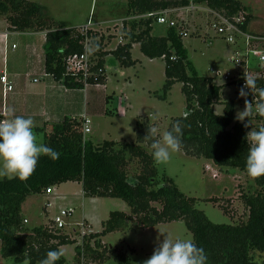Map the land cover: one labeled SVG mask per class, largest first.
Masks as SVG:
<instances>
[{
	"label": "trees",
	"instance_id": "trees-1",
	"mask_svg": "<svg viewBox=\"0 0 264 264\" xmlns=\"http://www.w3.org/2000/svg\"><path fill=\"white\" fill-rule=\"evenodd\" d=\"M194 2L206 3L210 9L229 19L243 13L245 21L240 28L247 31L250 17L242 9L240 1ZM187 4V0H127L123 27L127 24L130 27L124 35L125 42L112 51H104L100 42L95 40V34L88 31L95 49L93 55L97 56V65L102 68L109 53L120 66L131 67L136 63L131 57L132 45L138 43L147 58H162L165 61V83L160 95L155 92L154 95L165 99L173 84L181 82L185 108L192 109L186 117L173 118L167 127L168 131L177 120L184 125L181 150L188 156L210 160L218 167L246 171V157L251 145L246 135L250 130L248 119L253 114L243 122L235 121L232 102L224 103L222 114L214 112L213 107L220 100L223 85L217 84L214 78L198 75L188 59L181 30L168 28L166 36L154 37L151 35V20L129 19L149 11ZM0 16L5 18L10 30L46 32L43 45L45 72L62 81L66 87H82V83L74 81L64 67L67 56L84 51L85 36L80 33V28L53 23L43 6L29 0H0ZM240 80L234 81L239 89ZM99 81L105 84L106 77H99ZM256 81L258 87H264V80ZM256 94L259 96L258 92ZM246 100L252 102L251 92ZM253 116H259L261 121L257 129L264 127V116ZM153 124L146 117L139 118L134 129L135 142L104 140L97 145L84 138L82 121L77 119L66 117L59 123H52L49 133L41 129L43 143L57 150L60 158L53 161L42 155L35 172L28 179L12 177L0 180L1 256L16 262L39 264L48 250H59L61 245L71 242L52 225H40L27 232L21 212L22 204L29 196L43 194L65 182H78L85 197L121 199L127 203L131 214L112 211L102 222L100 233L84 234L82 244L75 247L74 264H103L114 249L103 244L100 237L127 229L129 220L134 221L138 229L184 221L194 242L204 248L208 264H264V177L254 178L258 190L241 194V201L248 211L245 222L215 224L195 207L194 198L180 192L173 179L161 174L155 166L147 150L150 141L144 140L148 127ZM133 159L138 160L140 171L131 183L128 167ZM117 259L118 264H131L124 253ZM57 264H66L62 255Z\"/></svg>",
	"mask_w": 264,
	"mask_h": 264
},
{
	"label": "rangeland",
	"instance_id": "rangeland-1",
	"mask_svg": "<svg viewBox=\"0 0 264 264\" xmlns=\"http://www.w3.org/2000/svg\"><path fill=\"white\" fill-rule=\"evenodd\" d=\"M45 8L48 17L55 24H65L71 27L82 28L87 26L95 34V40L100 42L104 51H112L120 42V37L129 30L130 25L123 27L126 19L127 0H29ZM242 9L250 17V29L256 35L264 36V0H238ZM183 15H181L182 17ZM127 21V20H126ZM187 25L186 35L182 43L187 50L188 59L192 62L199 76L211 77L222 86L221 99L215 105V112L222 113L224 103L232 102L234 106L235 121L243 122L246 118L239 113L244 110L245 97L239 96L238 83L233 79L240 76L241 68L231 59L236 48L217 37L214 31L205 25L203 15L192 14L184 21ZM4 19L0 16V27ZM124 28V29H123ZM168 27L157 23L152 24L151 35L164 37ZM261 33V34H260ZM22 36H14L9 42L20 49L23 46ZM31 41L28 39L26 41ZM30 43V42H28ZM264 50V44H262ZM94 48V47H93ZM131 57L136 61L135 66L122 67L113 54L106 55L104 60V73L106 82L104 86L93 87L103 101L107 98V114L104 120L91 118V132L84 135L94 145L104 140H119L135 142V122L139 117H147L154 123L160 134L167 131L171 120L182 116L185 109V98L182 94L181 82H175L165 99L160 95L165 83V61L162 58L150 60L140 51L139 45L134 44ZM243 53L244 50L242 49ZM11 55V54H10ZM250 71L256 67L258 60L253 54L249 56ZM217 73H229L231 79L224 81L217 77ZM231 83L229 84L228 82ZM104 90V92H102ZM102 92V93H101ZM126 97V102L122 101ZM239 97V98H238ZM124 109L126 117H119V110ZM156 118L153 119V114ZM253 114V112H252ZM250 115L249 128L257 129L261 125L258 118ZM92 121V122H91ZM35 132V131H34ZM37 143H43L42 131L35 132ZM250 141V139H249ZM251 142V141H250ZM149 153L152 149L147 147ZM155 166L162 174L173 179L179 191L187 197L195 199V207L201 210L206 217L215 224H239L245 222L248 211L241 201V194L258 190L254 178L246 171L237 168L218 167L212 161L186 155L182 150L173 152L165 164ZM140 171L137 159H133L128 167L129 181L134 182V175ZM12 178L0 176V180ZM57 191L61 192L67 200L54 199ZM59 192V193H60ZM50 202V206L46 207ZM152 205L161 208L160 205ZM72 208L73 213L63 219L64 227L60 233L67 236L71 242L60 246L59 250L66 264H74L75 247L82 244V233H100L102 222L108 219L112 211H121L130 215L127 203L117 198H88L82 196L81 184L78 182H65L55 190L29 196L22 204V216L27 232L40 225H53L52 220L60 210ZM84 218L90 225H87ZM128 228L123 231H114L100 237V240L109 248L103 264H118L117 256L124 253L131 264H143L150 258L159 243L167 236L176 239H192L191 232L184 221H174L159 224L155 227L138 229L135 222L129 220ZM0 264H27L16 262L12 258H3L0 249Z\"/></svg>",
	"mask_w": 264,
	"mask_h": 264
},
{
	"label": "clouds",
	"instance_id": "clouds-1",
	"mask_svg": "<svg viewBox=\"0 0 264 264\" xmlns=\"http://www.w3.org/2000/svg\"><path fill=\"white\" fill-rule=\"evenodd\" d=\"M255 90L262 98L253 105L245 100V107L239 114L247 118L253 111L264 116V87H258L252 76H246L244 85L239 89V96L246 97ZM156 114H153V119ZM247 126V125H246ZM183 127L181 121H174L168 131L159 133L156 126L148 127L144 140L150 141L152 158L156 164H165L173 152L183 147ZM35 122L31 117L15 116L0 119V176H9L21 180L28 179L36 170L39 158L44 155L53 161L60 158V153L44 143H37L34 132ZM251 145L248 148L245 170L249 177H264V127L251 129L246 135ZM62 253L58 249L48 250L39 264H57ZM143 264H208L203 247L192 239H176L167 236L159 243L150 258Z\"/></svg>",
	"mask_w": 264,
	"mask_h": 264
},
{
	"label": "crops",
	"instance_id": "crops-1",
	"mask_svg": "<svg viewBox=\"0 0 264 264\" xmlns=\"http://www.w3.org/2000/svg\"><path fill=\"white\" fill-rule=\"evenodd\" d=\"M1 17L4 19V25L0 27V75L5 72L13 83V91L6 96L5 100L2 97L0 83V113L4 110L7 114L6 119H11L15 116L31 117L35 122V132L45 129L49 133L50 124L59 123L66 117L77 119L78 121L91 120V118H97L101 121L105 119L108 113L112 114L109 110H106L105 105L108 99L106 98L104 101L102 99L104 90L101 92L102 96H100L95 89H92V86L83 89L69 88L62 81L55 80L45 72L43 45L46 32H18L10 30L5 18ZM247 31L252 34L258 33L250 29V22L247 26ZM14 36H22L24 38L23 46L20 49L18 47L9 49V42ZM28 39H31V41H26ZM133 47L134 44L132 49ZM122 101L126 102V97H122ZM215 105L213 107L214 112ZM118 115L125 118V110H119ZM89 126L91 132L90 123ZM61 186L62 184L55 186V190H58ZM59 192L57 191L53 198L60 201L67 200ZM82 196H84L83 192ZM48 206H50V202H48L46 207ZM84 220L87 225H90L86 218Z\"/></svg>",
	"mask_w": 264,
	"mask_h": 264
},
{
	"label": "built area",
	"instance_id": "built-area-1",
	"mask_svg": "<svg viewBox=\"0 0 264 264\" xmlns=\"http://www.w3.org/2000/svg\"><path fill=\"white\" fill-rule=\"evenodd\" d=\"M187 1L188 4L184 6L171 7L159 11H149L142 15L133 16L129 19L151 20V24L157 23L160 25H166L168 28L179 29L181 30L183 36H185L187 34V25L184 22L186 17L192 14L203 15L206 18L205 25L212 29L217 37L223 39L227 44L233 45L236 48L234 53L235 55L231 60L236 63L237 67L241 68L240 74L242 76L239 77L241 79L239 81L240 88L244 85L245 77L249 75L256 80L263 81L264 50L261 46L264 44V36L252 34L248 31L245 32L240 28L245 21L244 14L240 13L238 16L229 19L224 17L219 12L210 9L206 3H196L194 0ZM181 15L183 16L181 17ZM79 31L85 36L84 51L81 54L69 55L64 59L66 73L70 74L74 78V81L81 82L82 89L90 86H104V84L99 81V77H105L104 68L97 65V56L93 55L95 49L91 44L92 37L88 34L90 29L87 26H84L80 28ZM123 43L124 39L120 37L119 44ZM11 48L14 49L15 45H12ZM242 49L244 50L243 53L241 52ZM250 54H253L258 60V64L253 71H250ZM48 75L52 76L51 74ZM217 77L222 78L224 81H229V79H231V75L229 73H226L225 75L217 73ZM237 79L233 80L236 81ZM0 83L2 87V97L3 100H5L6 96L13 91V83L5 72H2L0 75ZM256 93L257 91L255 90L251 93L253 105L260 101V97ZM190 113H192V109L185 108L182 113V117H186ZM253 115L256 116L258 114L253 111ZM6 117L7 114L3 110L0 113V119H6ZM89 123L88 119L82 121V133L84 135L90 132ZM48 191L49 190H47V192ZM72 213V208L60 210L52 220L53 228L56 230L62 229L64 227L63 219ZM26 222L27 221L24 220V223ZM84 234L86 233H82V237Z\"/></svg>",
	"mask_w": 264,
	"mask_h": 264
}]
</instances>
